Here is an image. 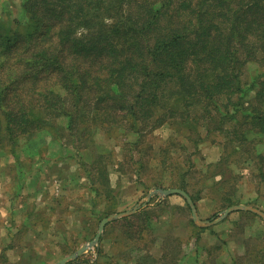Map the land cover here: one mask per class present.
I'll list each match as a JSON object with an SVG mask.
<instances>
[{"label": "trees", "instance_id": "obj_1", "mask_svg": "<svg viewBox=\"0 0 264 264\" xmlns=\"http://www.w3.org/2000/svg\"><path fill=\"white\" fill-rule=\"evenodd\" d=\"M22 8L24 20L0 21V141L15 144L53 119L66 118L76 140L124 124L136 139L120 146L119 171L141 179L174 166L146 142L163 125L192 131L196 144L204 126L241 143L254 141L249 131L264 136V72L248 88L241 78L248 62H264V0H24ZM248 90L254 101L244 107ZM256 159L263 182L264 154ZM109 173L89 175L97 197L111 196ZM139 220L138 235L128 234L135 245L154 226L149 210L121 220Z\"/></svg>", "mask_w": 264, "mask_h": 264}, {"label": "rangeland", "instance_id": "obj_2", "mask_svg": "<svg viewBox=\"0 0 264 264\" xmlns=\"http://www.w3.org/2000/svg\"><path fill=\"white\" fill-rule=\"evenodd\" d=\"M23 1L0 0V21L12 26L15 18L24 20ZM263 72L264 62H248L241 76L243 87ZM253 96L248 90L244 107ZM127 128L122 124L106 131L98 125L86 131L85 140H76L62 118L15 144L0 141V261L6 252L7 264H58L96 236L104 216L141 205L156 188H182L195 196L198 220L183 195L155 194L136 212L148 209L154 222L136 245L128 234L143 222L128 226L121 218L105 227L98 246L68 264H264V217L241 209L221 218L239 204L264 211V181L256 164L257 153L264 154L262 134L249 131L254 141L241 143L227 136L226 129L209 133L204 126L198 129L203 139L196 144L192 131L163 125L146 142L174 166L164 175L157 169L139 179L134 173L121 174L117 164L123 156L120 146L136 139ZM155 162L160 165L158 159ZM105 166L113 188L109 199L97 197L88 178L91 172L101 176ZM156 177L168 186H154ZM29 226H36V231L25 235ZM24 252L27 259L22 258Z\"/></svg>", "mask_w": 264, "mask_h": 264}, {"label": "water", "instance_id": "obj_3", "mask_svg": "<svg viewBox=\"0 0 264 264\" xmlns=\"http://www.w3.org/2000/svg\"><path fill=\"white\" fill-rule=\"evenodd\" d=\"M155 194L164 195V196H169L171 194L183 195L187 199L188 203L191 205L195 219L198 220V216L196 213V209H195L193 199L186 190H184L182 188H156L149 193L147 201L143 202L141 205L137 204L133 208H130V209H127V210H124L121 212H117V213H112V214H109L108 216L104 217L99 224V228H98V231L96 233V236L92 240H90L89 242L83 244L78 250H76L72 254H69V255L63 257L62 259H60L58 261V264H68L71 261H75L79 257H81L83 254L88 252L89 249L98 246L100 239H101V236L105 230V227L109 223H111L115 220H119L121 218H125V217H129V216L134 215L141 207H146L148 204V201L151 200V198ZM241 209L257 213L260 216L264 217V211H262L256 207L250 206V205L239 204V205L231 206L230 208L225 210V212L221 218H223L224 216H227L233 210H241Z\"/></svg>", "mask_w": 264, "mask_h": 264}, {"label": "crops", "instance_id": "obj_4", "mask_svg": "<svg viewBox=\"0 0 264 264\" xmlns=\"http://www.w3.org/2000/svg\"><path fill=\"white\" fill-rule=\"evenodd\" d=\"M25 177H26V175H25ZM37 194H39L40 195V193H39V191H37ZM51 205H53V204H51ZM48 207V206H47ZM66 207H68V206H66ZM48 209L50 210V212L52 213V214H56L55 213V209H54V207L53 206H50V207H48ZM108 216V215H107ZM104 217H106V216H104ZM103 217V218H104ZM102 218V219H103ZM101 219V220H102ZM34 229H36V226H34L33 227ZM34 229H32V227L31 226H29V228L28 229H25L24 231H23V233L25 234V235H27V234H29L30 232H32V230L33 231H36V230H34ZM9 247H12V245H9ZM3 252V251H2ZM5 254H4V261H0V264H7V259H8V256H7V254H6V252H4ZM25 253V252H24ZM23 253V254H24ZM22 258L23 259H27L28 258V256H27V253H25L23 256H22Z\"/></svg>", "mask_w": 264, "mask_h": 264}]
</instances>
